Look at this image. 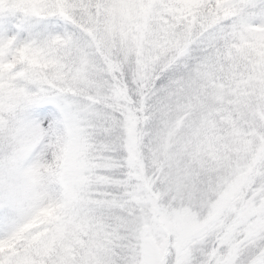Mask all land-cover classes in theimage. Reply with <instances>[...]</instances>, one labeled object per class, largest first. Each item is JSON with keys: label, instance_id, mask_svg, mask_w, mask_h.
Returning a JSON list of instances; mask_svg holds the SVG:
<instances>
[{"label": "snow or ice", "instance_id": "1", "mask_svg": "<svg viewBox=\"0 0 264 264\" xmlns=\"http://www.w3.org/2000/svg\"><path fill=\"white\" fill-rule=\"evenodd\" d=\"M0 264H264V0H0Z\"/></svg>", "mask_w": 264, "mask_h": 264}]
</instances>
